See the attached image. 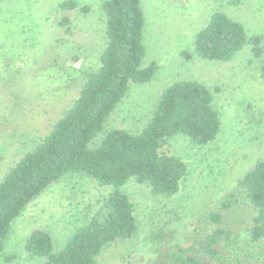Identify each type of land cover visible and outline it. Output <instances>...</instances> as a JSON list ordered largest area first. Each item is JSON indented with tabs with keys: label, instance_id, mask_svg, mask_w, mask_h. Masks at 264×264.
<instances>
[{
	"label": "rangeland",
	"instance_id": "obj_1",
	"mask_svg": "<svg viewBox=\"0 0 264 264\" xmlns=\"http://www.w3.org/2000/svg\"><path fill=\"white\" fill-rule=\"evenodd\" d=\"M62 1L0 0V181L72 105L85 71L99 66L106 45L104 0H77L88 11H62ZM142 5L145 64L156 62L158 70L149 83L131 86L106 130L140 132L163 90L179 80H196L213 91L222 127L204 147H193L183 135L170 139L165 151L188 165L175 196L154 197L133 179L122 187L135 205L139 230L134 238L107 246L98 264H154L160 243L152 234L159 229L171 245L189 246L199 219L229 195L241 197L240 178L264 159V80L250 47L228 61L187 59L182 53L194 51L196 33L216 11L243 23L249 35H262L264 48V0H143ZM64 14L73 22L70 34L58 23ZM113 190L77 174L51 185L14 221L0 264H43L25 251L33 230L48 231L60 248ZM251 219L244 202L228 214L238 231L246 230ZM246 258L245 264L254 263Z\"/></svg>",
	"mask_w": 264,
	"mask_h": 264
},
{
	"label": "trees",
	"instance_id": "obj_2",
	"mask_svg": "<svg viewBox=\"0 0 264 264\" xmlns=\"http://www.w3.org/2000/svg\"><path fill=\"white\" fill-rule=\"evenodd\" d=\"M142 2H102L106 45L99 66L85 71L72 105L0 181V257L14 221L27 206L65 176L77 174L114 190L62 247L55 245L48 231L35 229L25 242V251L43 264H98L107 246L132 239L139 230L135 205L122 187L133 179L147 186L154 197L175 196L188 165L165 151L170 139L183 135L193 147H204L218 138L222 121L215 95L196 80H179L165 88L140 132L106 130L131 86L149 83L158 70L156 62L145 64L148 49ZM59 7L62 11L89 10L77 0H64ZM58 23L67 34L72 33L70 15H62ZM246 46L259 60L264 80L263 36L249 35L243 23L224 11L214 12L196 33L194 51L182 53L187 59L196 55L208 61H228ZM102 133L101 142L91 147ZM239 188L241 197L229 195L199 219L189 246L171 245L164 229L153 233L152 240L160 243L154 264H245L247 255L253 264H264V159L240 178ZM242 202L251 210L252 219L246 230L238 231L228 214Z\"/></svg>",
	"mask_w": 264,
	"mask_h": 264
}]
</instances>
